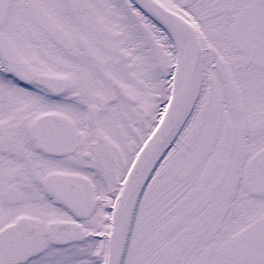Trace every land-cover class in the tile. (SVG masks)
Segmentation results:
<instances>
[{"label": "snow or ice", "instance_id": "obj_1", "mask_svg": "<svg viewBox=\"0 0 264 264\" xmlns=\"http://www.w3.org/2000/svg\"><path fill=\"white\" fill-rule=\"evenodd\" d=\"M0 264H264V0H0Z\"/></svg>", "mask_w": 264, "mask_h": 264}]
</instances>
